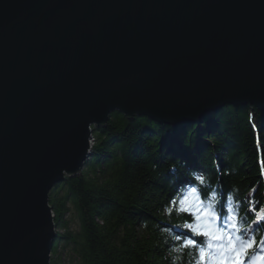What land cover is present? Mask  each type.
I'll return each mask as SVG.
<instances>
[{
  "label": "water",
  "instance_id": "95a60500",
  "mask_svg": "<svg viewBox=\"0 0 264 264\" xmlns=\"http://www.w3.org/2000/svg\"><path fill=\"white\" fill-rule=\"evenodd\" d=\"M264 113V0H0V264H50L54 185L111 112Z\"/></svg>",
  "mask_w": 264,
  "mask_h": 264
},
{
  "label": "trees",
  "instance_id": "16d2710c",
  "mask_svg": "<svg viewBox=\"0 0 264 264\" xmlns=\"http://www.w3.org/2000/svg\"><path fill=\"white\" fill-rule=\"evenodd\" d=\"M92 137L80 171L50 192L57 227L50 264H213L219 240L203 234L195 208L180 204L193 189V199L215 219L214 230L230 226L245 255H259L264 264L259 108L227 104L178 125L113 111L92 126Z\"/></svg>",
  "mask_w": 264,
  "mask_h": 264
},
{
  "label": "rangeland",
  "instance_id": "374dc122",
  "mask_svg": "<svg viewBox=\"0 0 264 264\" xmlns=\"http://www.w3.org/2000/svg\"><path fill=\"white\" fill-rule=\"evenodd\" d=\"M193 190L187 191L185 197H187V199L185 200V203H189L191 207L195 208L196 212H198V210H206L207 211V207L204 204H199L197 203V201H195L193 199ZM258 219L260 218V216L257 217ZM202 223H203V229L206 228H211L213 229L214 227H216V221L214 220L213 216L209 215V213L207 212V215H203L201 217ZM74 227H77V224L74 223L73 224ZM222 232L224 233L225 236V243L226 245H228L229 243V239H231L232 241H234L235 243V248L237 251H240L241 253V260H240V264H250L247 261H245V259L243 258V254H242V250L241 247L237 244L235 237L232 235V230L227 226V225H222ZM248 233L246 234L245 239L248 240L250 237L251 233L250 231H247ZM221 254H220V258L219 260H215L214 259V263L215 264H221L222 261H225L226 264H230V262L234 259L235 257V253L233 251H230L228 249H224L222 248L221 250Z\"/></svg>",
  "mask_w": 264,
  "mask_h": 264
},
{
  "label": "snow or ice",
  "instance_id": "6c2138e0",
  "mask_svg": "<svg viewBox=\"0 0 264 264\" xmlns=\"http://www.w3.org/2000/svg\"><path fill=\"white\" fill-rule=\"evenodd\" d=\"M187 199V197H184L180 200V204L183 205L185 200ZM181 211H187V209L181 207L180 209ZM203 215H207V211L206 210H198L197 212V220L199 221L201 219V217ZM236 225L233 224V227H235ZM196 228L199 229L200 228V224H197L196 225ZM203 234L204 235H207L211 238V240H219L222 238V232H220L219 230H213L211 228H206L204 231H203ZM243 239V238H242ZM196 242L195 241H187V244H195ZM214 245H212L211 243L209 244V247H213ZM247 247H251V244H247L246 245ZM217 247H223L225 249H228L230 251H233L235 253V257L234 259L230 262V264H240V260H241V253L240 251H237L236 248H235V243L234 241H232L231 239H229V243L228 245H224V246H217ZM243 247V245H242ZM200 255H201V258L204 257L205 253H204V250L201 249L200 250ZM221 264H223V262H221Z\"/></svg>",
  "mask_w": 264,
  "mask_h": 264
},
{
  "label": "bare ground",
  "instance_id": "6f19581e",
  "mask_svg": "<svg viewBox=\"0 0 264 264\" xmlns=\"http://www.w3.org/2000/svg\"><path fill=\"white\" fill-rule=\"evenodd\" d=\"M92 140H93V137H92V139H91V143H92ZM219 240H221V239H219Z\"/></svg>",
  "mask_w": 264,
  "mask_h": 264
}]
</instances>
